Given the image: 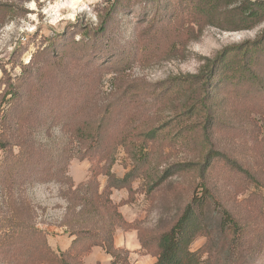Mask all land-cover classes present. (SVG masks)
Masks as SVG:
<instances>
[{"label": "rangeland", "instance_id": "1", "mask_svg": "<svg viewBox=\"0 0 264 264\" xmlns=\"http://www.w3.org/2000/svg\"><path fill=\"white\" fill-rule=\"evenodd\" d=\"M117 1L0 0V6L13 10L0 13V103L7 90L4 77L8 76L3 68L15 81L23 73L22 64L32 60L29 72L32 75L25 79L23 86L27 90L24 98L31 103L22 110L24 115L15 117V123H23L22 127H16V133L28 139L27 146L34 154V164L29 163L33 169H49L53 160L64 158L69 160L68 173L76 185L92 179L91 166L95 159L82 157L79 143L71 137V131H64L63 122L57 121L59 118L65 119L67 124L84 119L99 120L112 106L109 109L113 111L112 130L116 134L127 132L130 140L140 144L141 139L135 137V131L129 129L128 123L135 121L137 128L141 126V129L161 126L180 110V105L178 107L172 100L163 104L155 100L161 88L172 78L201 72L225 46L254 39L264 30V22L245 30H226L213 24L186 22L178 29L171 27L168 34L155 36L147 29L148 18H142L143 5H139L138 0L126 8L115 9ZM110 12L116 16L110 34L119 41L117 49H110L108 56L101 51L79 56L72 61L66 74L58 75L60 78L52 71H43L48 60L40 53L50 44L51 38L66 40L74 33L79 40L84 35L81 29L100 26ZM126 49L131 55L130 63L111 64L109 55ZM140 88L143 92L136 95ZM123 96H127L126 103L119 100ZM235 104L221 114L224 124L216 129L218 144L236 148L238 156L261 172L264 169V98L256 96ZM1 106L0 136L3 132L1 116L5 111L9 115L12 113L8 103ZM166 130L172 134L176 131L169 127ZM148 141L147 149L141 144L138 152L142 155L143 151L149 153L151 161L146 168L154 171L153 181L137 178L131 190L115 189L114 200L117 203L127 200L124 205L126 214L139 220L142 228L167 229L190 198L196 193L201 194V187L197 186L200 179L190 165L199 159L200 152L182 142L172 144L161 138ZM18 151V145L0 148V220L11 214V201L26 203L33 210L32 221L46 231L49 244L60 253L74 237L71 230L63 225L68 206L63 191L67 185L56 178L33 182L35 177L30 176L28 180L32 170L23 171L15 165L9 166V161ZM136 156L137 151L132 147L118 146L117 160L113 165L118 177H124L133 168ZM41 159L51 162H35ZM215 176L223 202L262 236L254 256L238 251L235 258L240 260L239 264H264V171L259 173L260 184L243 181L238 173L226 168ZM97 180L103 188L107 176L100 174ZM154 181L162 183L150 189ZM2 231L0 228V234ZM206 241L204 237L198 238L191 247L195 250ZM24 252V248L10 250L0 247V264H18L19 261V264H42L36 258L32 261Z\"/></svg>", "mask_w": 264, "mask_h": 264}, {"label": "trees", "instance_id": "2", "mask_svg": "<svg viewBox=\"0 0 264 264\" xmlns=\"http://www.w3.org/2000/svg\"><path fill=\"white\" fill-rule=\"evenodd\" d=\"M133 1L118 0L115 9L126 8ZM138 2L143 5L142 18H148L147 29L155 36L168 34L171 27L178 29L186 22L213 24L226 30L253 29L264 22V0ZM11 11L13 12L8 6H0V13ZM115 20V14L110 12L100 26L81 29L84 35L79 40L74 33L66 40L51 38L50 44L40 53L48 60L43 71L49 70L58 76L66 74L72 61L81 55H93L94 52L101 51L108 56L110 49H117L119 46V41L110 34V27L116 23ZM127 51L128 49L124 52L118 50L114 55H109L112 57L111 64L130 63L131 55ZM32 64V60L28 64H22L23 73L15 81L7 69L3 68L8 77H4L7 90L3 93L0 111H3L1 105L5 102L10 105L12 113L9 115L5 111L1 116L3 132L0 136V148L19 146V151L9 161V166L15 165L23 171L32 170L28 180L30 176L35 177L33 182L56 178L67 185L63 191L68 201L63 225L71 230L74 237L58 253L49 244L46 231L38 228L32 221V208L26 206V203L19 204L17 200H13L10 203L11 214L0 220V228L4 230L0 234V247L10 250L24 248V255L32 261L38 259L42 264H86L85 257L94 247H101L112 257L108 264H134L130 260V251L115 244L119 228H134L138 230L140 252L157 257L152 264H239L240 260L235 258L238 251L255 255L262 241L260 232L223 202L214 177L226 168L238 173L243 181H256L260 184L259 173L264 169L257 172V168L254 170L250 163L238 156L236 148L219 145L216 129L224 124V116L221 114L228 112L230 105L234 107L235 103H242L256 96L264 98V30L254 39L225 46L201 72L172 78L161 88L155 100H159L160 104L172 100L178 107L180 105V110L161 126H146L141 129V126L137 128L135 121L128 123L129 129L135 131V137L141 139L140 144L130 140L127 132L116 134L112 130L113 111L109 110L112 106L106 109L99 120L84 119L75 124H67L65 119L59 118L57 121L63 122L64 131H71V137L79 143L82 157L95 159L91 166L92 179L77 185L68 173L69 160L64 158L53 160L49 169H33L31 165L34 164V154L27 146L28 139L21 133H16V127H22L23 123H15V117L18 114L24 115L22 110L27 109L31 103L24 98L27 90L23 86L25 79L32 75L29 74ZM141 92L142 88L136 91V95ZM126 98L127 96H123L119 100L126 103ZM166 127L176 131L172 134ZM159 138L172 144L182 142L185 146L199 149V159L190 165L200 179L197 186L201 187V194L196 193L190 198L169 228L145 229L139 225V220L130 222L126 219L120 207L128 201L124 199L117 203L112 194L115 189L131 190L133 181L140 177L153 181L154 171L150 167L146 168L151 157L148 152L143 151L142 155L138 150L142 146L147 149L150 142L148 140ZM119 145L132 147V150L137 151L133 168L122 178L113 171ZM59 159L63 160L60 162ZM35 162L48 163L51 160L41 159ZM28 165L30 166L27 168ZM100 174L107 176L103 188L97 180ZM161 183L154 181L150 189ZM202 237L207 239L206 243L192 249V243Z\"/></svg>", "mask_w": 264, "mask_h": 264}, {"label": "crops", "instance_id": "3", "mask_svg": "<svg viewBox=\"0 0 264 264\" xmlns=\"http://www.w3.org/2000/svg\"><path fill=\"white\" fill-rule=\"evenodd\" d=\"M114 196H115V192L112 194L113 199ZM124 205L120 207V210L122 211L126 219L130 222L137 220L135 218L129 217L126 214ZM115 244L117 247L127 248L130 251V260L134 264H152L157 260L156 256H153L148 253L140 252L141 242L139 239L137 229L119 228L115 235ZM111 260H112L111 255L108 254L101 247H94L91 253L85 257L86 264H108L110 263Z\"/></svg>", "mask_w": 264, "mask_h": 264}]
</instances>
